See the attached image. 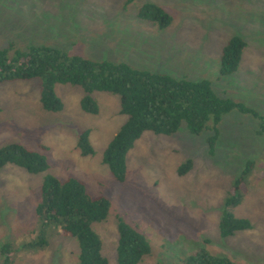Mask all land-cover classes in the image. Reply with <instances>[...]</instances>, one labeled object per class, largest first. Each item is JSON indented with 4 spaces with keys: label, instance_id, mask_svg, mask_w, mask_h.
Returning a JSON list of instances; mask_svg holds the SVG:
<instances>
[{
    "label": "rangeland",
    "instance_id": "rangeland-1",
    "mask_svg": "<svg viewBox=\"0 0 264 264\" xmlns=\"http://www.w3.org/2000/svg\"><path fill=\"white\" fill-rule=\"evenodd\" d=\"M145 3L168 13L171 25L160 29L139 20ZM233 36L247 47L238 70L221 77V51ZM10 47L53 48L175 79L207 80L217 96L264 116V0H0V49ZM40 83L0 85V148L19 144L48 164L36 175L13 165L0 171V248L12 246L11 264H78L76 241L54 227L43 231L46 248L29 246L42 232L35 209L47 176L76 178L90 196L109 200L107 219L92 225L108 264H116L119 220L149 243L150 254L139 264H175L202 249L233 264H264V136L256 134L257 120L238 111L223 116L213 156L208 132L192 136L184 124L170 137L145 132L126 156L125 181L117 183L102 159L126 121L118 97L93 92L99 111L91 115L80 108L83 89L58 84L62 110L49 113L40 104ZM86 131L94 153L83 157L77 141ZM189 160L190 171L178 176ZM249 161L254 166L240 203L226 208ZM225 211L248 221L251 230L222 238Z\"/></svg>",
    "mask_w": 264,
    "mask_h": 264
},
{
    "label": "trees",
    "instance_id": "trees-1",
    "mask_svg": "<svg viewBox=\"0 0 264 264\" xmlns=\"http://www.w3.org/2000/svg\"><path fill=\"white\" fill-rule=\"evenodd\" d=\"M137 16L139 20L153 23L160 29H165L172 23L171 16L152 3L143 4L138 9ZM246 47V42L239 36L228 40L221 51V77H228L238 70ZM36 79L41 82V107L49 113L62 110V103L54 91L58 84H70L83 89L85 95L81 99L80 108L91 115H96L99 111L91 96L93 92L118 97L119 113L126 117V121L108 143L102 159L117 183L125 181L126 156L145 132L170 137L178 132L182 124L192 136L198 137L208 132V155L213 156L222 117L238 111L257 120L256 134L264 136V116L241 103L217 96L207 80L191 82L175 79L164 74L137 71L122 63L89 61L47 47H29L25 51L11 47L0 49V85ZM88 135V131L83 132L77 141V148L83 157L94 153ZM6 165L16 166L30 175L48 170L44 155L29 151L19 144L0 148V171ZM253 166L252 161L246 163L229 191V197L225 201L226 208L240 203L241 189ZM191 167L192 162L189 160L178 169V176L187 174ZM109 210L110 202L107 198L90 196L84 184L76 178L60 181L47 176L35 209L41 221L42 232L38 240L29 246L46 248L48 242L43 231L47 227H54L59 236L76 241L79 250L78 264H108L102 255L100 238L93 231L92 225L105 221ZM251 228L248 221L237 219L228 211L223 213L219 223L222 238ZM117 234L116 264H139L150 254L147 240L123 220L117 223ZM11 250L10 244L0 248V254L4 257L3 264H11ZM175 264L233 263L227 257H217L202 249Z\"/></svg>",
    "mask_w": 264,
    "mask_h": 264
}]
</instances>
